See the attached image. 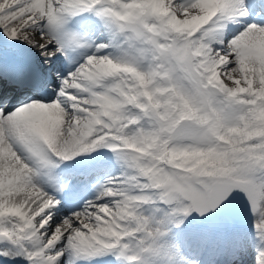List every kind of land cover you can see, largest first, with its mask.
<instances>
[{
    "label": "snow or ice",
    "instance_id": "obj_1",
    "mask_svg": "<svg viewBox=\"0 0 264 264\" xmlns=\"http://www.w3.org/2000/svg\"><path fill=\"white\" fill-rule=\"evenodd\" d=\"M0 264H264V0H0Z\"/></svg>",
    "mask_w": 264,
    "mask_h": 264
}]
</instances>
